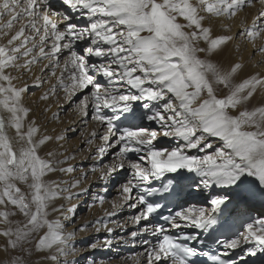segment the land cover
<instances>
[{
    "label": "snow or ice",
    "instance_id": "1",
    "mask_svg": "<svg viewBox=\"0 0 264 264\" xmlns=\"http://www.w3.org/2000/svg\"><path fill=\"white\" fill-rule=\"evenodd\" d=\"M58 2L64 11L53 0H0V237L6 238L0 264H30L22 255L12 257L10 249L29 257L45 253L41 261L51 264H61L63 256V264H74L68 257L77 252L76 232L88 227L67 231L58 219H49L73 209L55 205L68 189L45 177L75 169L62 167L69 158L58 159L55 150L39 154L64 136L37 138L39 127L24 103L30 90L25 77L36 87L50 84L40 96L45 101L58 90L67 100L87 90L77 110L87 117L91 107L102 129L91 132L88 144L102 141L96 158L117 149L110 164L92 172L105 183L114 174H130L118 189L121 204L114 202L113 208H137L133 222H147L131 233L133 239L144 234L156 239L142 241L150 245L141 254L146 264H204L200 257L209 253L195 243L204 245L203 233L224 250L211 255L214 264H237L230 251L253 241L256 248H248V255L257 249L264 253V213L245 220L238 235L214 237L234 216L257 203L264 208V102L249 107L257 91L264 92V72L237 82L245 70L242 59L227 65L215 59L239 36L264 63V0H258L250 26L244 22L240 32L228 34L221 20L227 31L219 35H214V19L235 18L256 0ZM162 139L173 146H162ZM70 187L80 192L64 199L87 191L81 179ZM201 197L209 207L198 206ZM17 215L23 219L13 220ZM156 217L182 235L153 224ZM111 245L105 238L89 247Z\"/></svg>",
    "mask_w": 264,
    "mask_h": 264
},
{
    "label": "bare ground",
    "instance_id": "2",
    "mask_svg": "<svg viewBox=\"0 0 264 264\" xmlns=\"http://www.w3.org/2000/svg\"><path fill=\"white\" fill-rule=\"evenodd\" d=\"M55 6L57 8H60L61 11H64V8L61 7L60 5H55ZM254 11L252 13L247 14L246 10H244L240 15L230 20L224 18L214 19L212 21L214 35L223 34L227 31L224 27H222L221 20H223L224 24L228 25V28L230 29V32H228V34H235L240 32L243 29L244 22H246L249 26L251 25L253 18L256 16V13ZM256 43L259 44V40ZM237 45H239V47H237ZM215 59L218 61H222L225 65L230 63L232 60L242 59L243 63L245 64V70L244 72L240 73V75L237 77V82H240L242 79L246 78L249 74H252L253 72L256 71L264 72V63H258L262 61L261 54L253 49L251 43H249L244 38L239 36H234L233 41L229 43L228 48L225 50V52L222 53L220 56L215 57ZM36 74H39V72H37ZM25 79L28 80L30 84V90L25 96L24 103L26 106L32 109L31 113L29 114V119L34 120L36 122V125L39 127V133L37 134V138H39L40 136H50V137H56L59 135L64 136V140H60V141L53 140L48 144H46L45 146H42L39 154L45 155L50 150H55L57 151V153L61 151V155L64 158L70 157L72 161H78L77 162L78 166L75 168L77 172L72 176L68 177L71 179L69 181H67V179H65L64 177L71 175L73 172L49 173L48 176L45 177V179L47 180H55L57 182H61V186L63 188L68 189V192H64L61 194V199L57 200L55 202V205L59 207L61 204H63L65 210L69 208L73 209L72 212L65 211L63 215L60 213H51L49 219L50 220L58 219L61 223L63 222L69 223L70 220H74L73 225L70 224L71 226H69V228L68 227L65 228L67 231L79 229L78 226L84 220H88V222H91L92 225H94V228L96 227V229H94L96 230L95 231L96 242L100 241L102 243L105 238L112 240L111 247L98 246L96 249H92L89 246H87L85 247V250L84 248L77 250L75 255L72 256L75 258L77 257V259H73V260L78 262L80 258H83L82 256L83 254L85 255L86 251H87L86 256L88 257V259L80 262L82 264H89V262L92 263L93 259L97 260L99 262L98 264H125L127 260L130 261L131 259H133V257L138 258L135 260H140V258L142 257L141 254L144 253L145 249L148 248L149 246L143 244L142 242L144 240L142 237L143 235H138L135 239H133L131 236V233L133 231H139L142 225L146 223L142 221L141 225H137L133 222V217L139 214V209L130 208L129 206L126 205L125 209H123L122 211L119 212L111 211V209H109V206L111 205L109 204L110 195L106 193L108 191H110V193H113L115 191L114 190L112 192V190H109V187H111L113 184L112 182L114 176H112V178L108 183H105L104 181L99 179V173L92 172V169L94 167L102 168L104 165H107V163L112 161L113 160L112 158L115 157V153L117 151V149H115V151L113 150L114 152L110 153V156L108 155L109 156L108 159L106 158L107 156L106 154H104L100 158H96L97 152L95 153L94 150L96 149V146L99 145L98 139H95L92 145H89L87 141L89 139H92L90 135L92 131L94 130L102 131V129L99 127L98 122L92 118L93 116L92 108L91 107L89 108V115L87 117H81L80 113L77 110V107L71 105L74 102L73 101L74 98H72L71 100L65 99L64 93L60 90H58V93L62 94L61 96L62 100H60V102L57 101L58 103H56L54 101H50V97L47 101L40 100V96L44 93L43 91L46 88L45 87L46 83L43 86H41V88H39L32 84V81L29 77H25ZM54 83L55 80L53 79L52 84ZM36 88H39L38 92L32 93V90ZM28 97H31V101L28 100ZM262 102H264V92L258 90L256 95L253 97L249 107L254 105H259ZM58 105H61L62 107L69 106L66 115L62 114L63 110L61 108L59 109ZM43 106L46 108L48 107L46 111L47 113H44L47 116L46 118H44V114H42L43 111L45 112L46 110V109L45 110L41 109V107ZM48 113L50 114L48 115ZM76 133H78L77 136L78 135L85 136V140L81 142L80 139H77V136L71 139ZM10 135H14V130L10 132ZM212 139L215 140V138ZM159 143L165 147L173 146V142L166 139H162ZM215 143L216 146H219L220 142L215 141ZM57 145L59 147H56ZM81 146H84V148L81 149ZM69 149H71V151H68ZM85 149H87V152L85 151ZM76 151H78V153H73ZM200 155H203V153H200ZM60 157L61 156H59V159ZM66 164H68L67 167L69 166L73 167L69 160H67ZM100 164H102V166H100ZM67 167L65 166V168ZM81 173H87V174L90 173L89 174L90 179L88 180H90L91 182V187L87 184L88 181H85L81 184V187L87 189L86 192L80 193L78 198L76 196H73L71 200L64 199L63 197L68 196L69 193L80 192L79 188H71L70 185L76 179L82 178ZM88 191L92 192L91 195L88 194ZM101 197L103 198V203L100 202ZM64 202H66V204L68 203V205L65 206ZM193 202L195 203V201ZM198 206L208 207L209 205L207 203H204L202 198V201ZM75 207H77V209L75 210L74 213ZM131 209L132 211L129 213ZM247 211H253L259 217L262 213H264V208H261V206L257 203L250 210H245V212ZM109 213H114V215H109ZM127 219L130 220L129 223L126 221ZM105 225L107 227H105ZM1 227H3L2 224H0V229ZM109 228L112 229L111 232H108ZM43 231H46V229H43ZM91 231L92 230L90 229V232ZM93 233L94 232L92 231L91 241H93ZM85 235H86V231L84 232L77 231L74 244L80 245L84 243ZM99 236L100 237L104 236V237L102 239H99ZM3 239L5 238L0 237V246L3 245L4 242ZM128 247L134 250L131 253H128L125 251V249ZM251 248H256V244L253 245V247ZM247 249H248L247 247H242V246L240 248L241 253L243 252L246 253V255L243 257V260L248 256ZM54 250L55 249H53L52 251L54 252ZM258 252L259 250L257 249L256 254ZM0 253H2V249H0ZM44 254L45 253H37V255L34 258L32 257L34 259L35 264H51V262L48 261H41V256ZM59 259L62 262L65 259V257L60 256ZM261 263L264 264V261Z\"/></svg>",
    "mask_w": 264,
    "mask_h": 264
},
{
    "label": "rangeland",
    "instance_id": "3",
    "mask_svg": "<svg viewBox=\"0 0 264 264\" xmlns=\"http://www.w3.org/2000/svg\"><path fill=\"white\" fill-rule=\"evenodd\" d=\"M258 3V0H256V3H255V6L254 7H251V8H246L245 10H246V12H247V14H249V13H252L253 11H254V9H255V13H256V15L258 14V10L260 9V4H257ZM260 43H262V41H259V44ZM50 83H53V80L52 81H50ZM49 86H50V84L49 83H46V85H45V90L43 91L44 93H45V91H47L48 89H49ZM39 88H41V87H39ZM39 88H36V89H33L32 90V93H36V92H38V90H39ZM48 88V89H47ZM227 90H225V92H226ZM58 95H55L54 97H52L51 95H50V101H54V102H56V103H58L57 101H59L60 102V100H62L61 99V96H62V94H60V93H57ZM85 94H87V90H85V92L84 93H78V95H77V97H73L74 98V102L71 104L72 106H77V104L79 103V99L80 98H82L83 97V95H85ZM221 94H224L223 92L221 93ZM39 95H41V94H39ZM57 97V98H56ZM28 100L29 101H31V97H28ZM41 100V99H40ZM64 102H65V99H64ZM67 102V101H66ZM58 107H59V109L61 108L63 111H62V114H64V115H66L67 114V111H68V108H69V106H65V107H62L61 105H58ZM41 109H43V110H45V112L43 111V113L42 114H44V113H47L46 111H47V109H48V107L46 108V107H41ZM50 113H48V115H49ZM60 116V115H59ZM47 116L44 114V118H46ZM82 117V116H81ZM77 134L78 133H76L71 139H73L75 136H77ZM70 139V140H71ZM77 139H80L81 140V142L82 141H84L85 140V136H83V135H81V136H77ZM98 139V138H97ZM69 140V139H68ZM98 141H99V143L98 144H100V143H102V141H100L99 139H98ZM84 148V146H81V149H83ZM63 150H64V148H63ZM115 151V149H113V148H110V149H108L107 151H106V158L108 159V157L110 156V153H113L114 151ZM68 151H71V149H69ZM85 151L87 152V149H85ZM95 151V153H96V149L94 150ZM93 151V152H94ZM209 151H211V150H209ZM69 153V152H68ZM73 153H78V151H76V152H73ZM73 153H71V154H73ZM42 157H44L45 155H42V154H40ZM109 155V156H108ZM59 156H61L60 157V159H64V157L61 155V151L60 152H58V159H59ZM86 156H87V154H86ZM80 157V156H79ZM115 157H113L112 159H114ZM70 162H71V164H72V166H73V168L75 169L77 166H78V161H72V159L69 157V159H68ZM112 161H110L109 163H107V164H110ZM67 163V162H66ZM65 163V164H66ZM63 164V165H61L62 167H67V165L68 164ZM103 164V163H102ZM102 164H100V166H102ZM77 171L75 170L71 175H69V176H65L64 178L65 179H67V181H69V180H71L70 178H68V177H70V176H72L73 174H75ZM60 173V172H59ZM90 174V173H89ZM89 174H87V177L86 178H84L83 176H82V178H81V184L83 183V182H85V181H88L87 182V184L91 187V182H90V180H88V179H90V175ZM129 173L128 172H121V173H119L118 175L117 174H114L113 176V184H112V186L111 187H109V190H112V192L113 193H110V191H108L106 194H108V195H110L109 197H110V202H109V204H111L110 206H109V209H111V211H115V212H119V211H122L123 209H125V207H126V205L127 204H123L121 207H117V208H113V203L115 202V203H117V204H120L121 203V199H120V193H119V191H118V189H119V186H120V184L121 183H123L124 182V179L125 178H127V177H129ZM89 177V178H88ZM23 187V186H22ZM26 187V186H25ZM105 187H107V186H105ZM116 188V189H115ZM90 190V189H89ZM119 193V194H117V193ZM91 193L92 192H90V191H88V194L89 195H91ZM73 198V197H72ZM68 200V199H67ZM64 204H65V206H67L68 205V203L66 204V202H64ZM128 206V205H127ZM77 209V207H75L74 208V213H75V210ZM0 210H2V206H0ZM132 211V209L129 211V213ZM132 214V213H131ZM136 216V215H135ZM13 220H21V219H23V217L22 216H20V215H17V216H15V217H13L12 218ZM128 223L130 222V220L129 219H127L126 220ZM63 224L65 225V228H69V226H71V225H73L74 224V220H70V222L69 223H67V222H63ZM71 224V225H70ZM77 224V223H76ZM85 224H87L88 225V227L86 228V235H85V242L84 243H82V244H80V245H76V244H74V246L76 247V249L77 250H79V249H81V248H84V250H85V247H87V246H89L91 243H94V241H95V237H96V233H95V231L96 230H94V229H96V227L94 228V225H92V223L91 222H88V220H84L78 227L80 228V227H82L83 225H85ZM125 225H128V224H125ZM2 226L4 227V225L2 224ZM3 227H1V229L3 228ZM77 227V228H78ZM91 227V228H90ZM93 227V228H92ZM90 229L94 232L93 233V241H91L92 240V236H91V234H92V231L90 232ZM42 231L43 230H41V234H42ZM89 233V234H88ZM88 234V235H87ZM104 237V236H103ZM103 237H100L99 236V239H102ZM4 238V237H3ZM6 239V238H5ZM5 239H3L4 241H5ZM75 240V239H74ZM96 242V241H95ZM33 243H35V240H33ZM3 244H4V242H3ZM83 246V247H82ZM26 247H29V248H31V245H29V246H26ZM78 247V248H77ZM10 251V253H11V256L12 257H15V256H17V255H22L24 258H26V259H28L29 261H30V264H31V262H34V257L37 255V253H34L33 255H31L30 257L29 256H27V254L26 253H21L20 251H19V249H17V250H9ZM11 251H13V252H11ZM131 253V252H130ZM86 254H87V251H86V253H85V255L83 254V258H80L79 259V263L77 262V261H75V260H73V259H77V257L75 258V257H72V256H70V257H68V259H72L71 261H74V264H82V263H80V262H82L83 260H87L88 259V257L86 256ZM242 254H245L246 255V253L245 252H243ZM15 255V256H14ZM244 255V256H245ZM142 257L140 258V260H135V259H138V258H135V257H133V259H131L130 261L129 260H127L126 261V263L125 264H137L136 263V261H140L139 262V264H146V260H145V257L143 256V255H141ZM243 256V257H244ZM33 257V258H32ZM86 257V258H85ZM111 260V259H110ZM64 261V260H63ZM62 261V262H63ZM129 261V262H128ZM61 262V263H62ZM99 262L97 261V260H95V259H93V262L92 263H90L89 262V264H98ZM5 264H6V261H5ZM63 264V263H62Z\"/></svg>",
    "mask_w": 264,
    "mask_h": 264
}]
</instances>
